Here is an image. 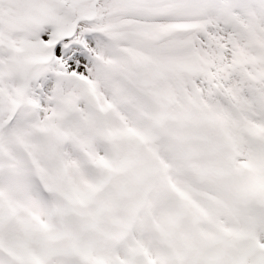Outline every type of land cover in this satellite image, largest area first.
<instances>
[{"label": "snow or ice", "instance_id": "obj_1", "mask_svg": "<svg viewBox=\"0 0 264 264\" xmlns=\"http://www.w3.org/2000/svg\"><path fill=\"white\" fill-rule=\"evenodd\" d=\"M0 264H264V0H0Z\"/></svg>", "mask_w": 264, "mask_h": 264}]
</instances>
